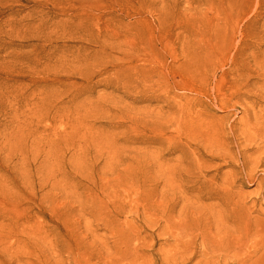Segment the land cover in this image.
<instances>
[{
  "label": "rangeland",
  "instance_id": "obj_1",
  "mask_svg": "<svg viewBox=\"0 0 264 264\" xmlns=\"http://www.w3.org/2000/svg\"><path fill=\"white\" fill-rule=\"evenodd\" d=\"M257 60L264 0H0V242L10 218L48 264H75L72 239L84 264L133 228L160 242L148 213L195 195L174 150L188 143L169 141L183 87L216 70L233 110L212 115L237 122L264 84ZM160 246L145 258L161 263Z\"/></svg>",
  "mask_w": 264,
  "mask_h": 264
},
{
  "label": "bare ground",
  "instance_id": "obj_2",
  "mask_svg": "<svg viewBox=\"0 0 264 264\" xmlns=\"http://www.w3.org/2000/svg\"><path fill=\"white\" fill-rule=\"evenodd\" d=\"M236 64L234 60L230 72ZM257 64V77L264 80V60ZM215 79L216 70L210 78H200L202 87H183L191 96L177 104L180 115L173 120L177 135L169 139L188 143L174 150L182 153L178 163L187 164L184 172L191 176L189 191L195 195L184 198L177 215L175 202L162 195L157 212L148 213V221L158 227L160 242L148 246L139 230H127L117 242L116 254L104 264H264V84L260 91L245 95L250 102L242 117L235 122L228 115L225 124L212 112L215 108L231 112L232 97L226 98L230 89L221 82L214 85ZM159 131L165 140V128ZM251 186L255 187L252 193L244 191ZM10 222V239L0 242V264H48L45 251L19 245L27 243L30 232L19 230L17 219ZM71 241L64 245L65 254L75 264L87 263L91 256L78 241ZM158 243L161 263L146 259L143 250ZM92 253L97 257V251Z\"/></svg>",
  "mask_w": 264,
  "mask_h": 264
}]
</instances>
